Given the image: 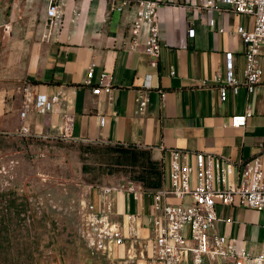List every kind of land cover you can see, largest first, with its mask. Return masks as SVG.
Returning a JSON list of instances; mask_svg holds the SVG:
<instances>
[{"label": "crops", "instance_id": "1", "mask_svg": "<svg viewBox=\"0 0 264 264\" xmlns=\"http://www.w3.org/2000/svg\"><path fill=\"white\" fill-rule=\"evenodd\" d=\"M65 15L55 37L46 40V10L49 0H2L0 3V38L6 47L5 61L10 76L22 82V93L7 102L0 96V129L16 133L22 126L33 134L57 138L64 134L66 117L71 119L69 141L105 145L135 146L148 149L154 160L165 169L163 187H168L170 151L188 154L204 152L214 159L247 162L264 148V74L258 90L248 94L241 88L238 95L229 92L220 100L214 81L225 75V55L233 52L236 75L242 80L246 66L245 46L237 34L238 27L252 30L254 19L237 14L230 6L220 4V13L202 10L207 0H180L159 11L163 46L157 67L145 52L144 38L137 51L130 46V27L136 6L124 12L112 11L108 0H63ZM186 5H192L193 11ZM75 12L79 20H75ZM195 37H188V29ZM264 72V57L260 59ZM94 67L93 82L102 72L112 77L110 95L96 96L92 87L84 86L89 68ZM174 71L175 74L171 75ZM148 75L151 88H145ZM52 96L64 92L62 107L41 114L24 93ZM142 100L148 101L140 111ZM252 108V116L243 128H234L231 118ZM26 117L21 118V112ZM101 118L105 123L101 124ZM30 138V137H29ZM188 162L194 159L189 155ZM239 169L231 176L238 180ZM136 192L116 190L107 200L112 203L111 219L126 235L135 222L139 239H127L111 254L87 250L92 263L154 264V193L139 183L122 181ZM116 187V186H113ZM102 187L93 188L89 204L95 212L103 207ZM159 191V190H158ZM178 203L176 199H169ZM164 204V199L162 200ZM219 217L216 231L251 254L264 253V211L241 206L216 205ZM184 264H192L185 260ZM233 264L231 259L216 263Z\"/></svg>", "mask_w": 264, "mask_h": 264}, {"label": "built area", "instance_id": "2", "mask_svg": "<svg viewBox=\"0 0 264 264\" xmlns=\"http://www.w3.org/2000/svg\"><path fill=\"white\" fill-rule=\"evenodd\" d=\"M108 2L111 10L117 12H124L132 4L136 6L135 19L130 27L129 48L137 51L144 38L145 52L151 58V66L157 67L163 46L159 11L167 5L179 4L180 0H108ZM220 4L230 6L237 14L249 15L254 19L252 30L243 27L237 29V34L245 46L246 66L243 79L240 80L236 75L233 52L225 55V75L218 73L214 76L220 100L225 103L230 91L238 95L241 88H244L248 94H252L262 83L264 72L260 59L264 57V0H207L199 9L220 13L222 11ZM184 5L193 11L192 5L186 3ZM64 15L63 0H49L44 35L46 40L55 37ZM77 20L79 14L75 12L74 22ZM188 37H195L193 28L188 29ZM94 67L92 64L89 68L84 86L92 87V93L96 96L110 95L113 91L112 77L102 72L94 83ZM174 74L172 71L171 75ZM151 79V75L146 77L145 88H151ZM24 93L41 114L51 113L55 107H62L65 101L63 91L49 97L33 94L29 87H25ZM147 106L148 101L142 100L140 111H145ZM26 114V111H22L21 118H25ZM251 116L252 108L248 105L243 114L231 118V125L234 128H243ZM70 122L71 119L66 117L67 126L63 129L62 139H71L68 133ZM104 123L105 119L101 118V124ZM16 134L22 137L45 138L40 134H33L25 126ZM189 155L194 159L193 164L188 162ZM236 168L239 169L238 180L233 182L231 176ZM167 181V188L154 193L155 214L150 219L154 231V264H184L185 260L191 261L192 264H205L207 261L216 263L220 259H231L233 264H264V253L251 254L236 240L216 231L219 222L217 204L231 206L238 200L241 206L264 211V148L251 160L239 162L238 165L230 160H216L204 152L188 154L173 149L170 151ZM116 190L136 192L134 188H126L123 185L102 187L100 189L104 199L102 209L95 212L89 204L83 238L87 248L92 252L111 254L123 246L127 239L134 242L139 239L132 218L128 235L111 219L112 203L107 198ZM172 198L178 200V203L169 200Z\"/></svg>", "mask_w": 264, "mask_h": 264}, {"label": "rangeland", "instance_id": "3", "mask_svg": "<svg viewBox=\"0 0 264 264\" xmlns=\"http://www.w3.org/2000/svg\"><path fill=\"white\" fill-rule=\"evenodd\" d=\"M5 53L0 41V96L9 102L23 89ZM104 146L0 129V264H94L83 238L90 192L127 180L108 156L84 150Z\"/></svg>", "mask_w": 264, "mask_h": 264}, {"label": "trees", "instance_id": "4", "mask_svg": "<svg viewBox=\"0 0 264 264\" xmlns=\"http://www.w3.org/2000/svg\"><path fill=\"white\" fill-rule=\"evenodd\" d=\"M85 152L108 156L117 172L132 182L139 183L148 191H158L163 187L165 169L162 162L152 157V152L135 146L107 145L104 147H86Z\"/></svg>", "mask_w": 264, "mask_h": 264}]
</instances>
